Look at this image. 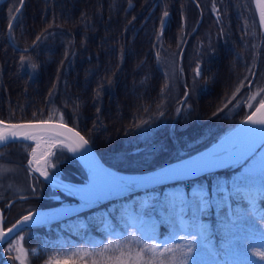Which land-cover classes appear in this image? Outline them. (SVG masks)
I'll return each instance as SVG.
<instances>
[{
    "label": "trees",
    "instance_id": "1",
    "mask_svg": "<svg viewBox=\"0 0 264 264\" xmlns=\"http://www.w3.org/2000/svg\"><path fill=\"white\" fill-rule=\"evenodd\" d=\"M20 1L0 3V120L67 123L117 171L142 173L199 151L264 98V35L252 0H24L9 40L7 25ZM255 90L261 92L249 107L247 96ZM31 147L29 141L0 147V169L8 170L0 176L4 228L34 209L71 199L28 167ZM51 162L54 176L70 183L85 179L65 148L56 147ZM241 167L137 191L22 229L0 244V264H19L7 251L18 238L29 252L26 264H46L79 247L101 250L130 232L143 243L159 241L170 228V205L177 198L188 204L192 193L210 201V245L220 249L227 230L215 234L213 198L226 205L230 227L238 210H247L230 194L237 180L232 173ZM23 184L29 192H12ZM141 209L143 232L129 226L126 215ZM186 212L190 219L197 215L192 208ZM253 236L261 238L259 232H238L236 238L250 259L264 261Z\"/></svg>",
    "mask_w": 264,
    "mask_h": 264
},
{
    "label": "snow or ice",
    "instance_id": "2",
    "mask_svg": "<svg viewBox=\"0 0 264 264\" xmlns=\"http://www.w3.org/2000/svg\"><path fill=\"white\" fill-rule=\"evenodd\" d=\"M23 0H21V4ZM257 9L259 12L260 24L264 26V0H256ZM215 7V6H214ZM19 12V8L15 10ZM168 15L167 12L164 13ZM12 29V23H9V31ZM39 39V37H37ZM27 51V49H25ZM25 57H21V63L25 62ZM31 67L35 69L33 63ZM196 75H200L199 65H197ZM239 92V88L236 90ZM187 95V93H185ZM236 93H233L235 97ZM253 96L251 99H255ZM252 105L249 104V107ZM35 115V114H34ZM242 127L238 131L240 133L236 140H233L230 145L222 152L217 153L215 161L201 160L194 162L191 166L172 169L173 174H185L191 171L208 167L213 163H235L242 167L249 161H255L251 166L245 167V171L241 176L233 182L231 195L238 197L246 202L247 210L237 212L236 219L229 221L230 227L226 225V239L222 243L220 249L210 245L209 232L207 227L198 223L193 219L191 222H186V209L195 208L203 213L210 205L205 197L194 201L191 205L184 200L177 198L170 205L168 215L165 217L172 230V239L181 241L180 243H169L165 241L160 243H143L139 241L134 232H130L125 242L121 244L119 241L113 245L111 242L105 244L100 251L89 252L88 249H76L70 254H65L63 261L50 257L46 264H78L79 260H84L86 257H96L92 264H258L257 261L250 259L247 255V248L241 247V242L237 240L238 232L255 233L259 232L261 236L260 248L264 249V226L261 221H264V99H261L259 105L250 115H247L240 122ZM47 136L46 143L48 144L47 151H44L37 156V148L32 150V160L29 165H37L35 171L39 172L46 180H52L55 184L56 180L53 174L48 171L49 168L55 167L51 164L49 157L53 155L52 149L56 147L67 148L73 154H81L87 150L89 141L79 132L73 131L71 128H66L63 123L53 124L49 121H41L40 123H20L6 124L0 121V144L7 143L10 139L23 137L26 140L44 139ZM63 137V139H59ZM260 152V157L256 160L257 152ZM43 165V166H40ZM7 169H0L2 176ZM93 171V186L96 187V177L98 173ZM110 185L105 184L95 191H89L82 195L84 205L92 203L98 198L101 191ZM218 192L223 195L224 189L218 187ZM259 201V207L257 202ZM144 207V206H142ZM127 224L133 228H138L143 232L142 228V209L136 213H127ZM35 217V219H34ZM45 217L41 213L29 212L21 220H17L11 228L4 230L0 226V244L8 243L11 239V234L22 224L42 223L45 222ZM180 233H184L181 235ZM22 240V237H21ZM133 243L137 246L132 247ZM9 252H16L15 259L19 264H26L29 252L26 251L22 244L17 247L9 243L7 249ZM37 254L36 249L31 250V255ZM264 257V251L259 253Z\"/></svg>",
    "mask_w": 264,
    "mask_h": 264
},
{
    "label": "water",
    "instance_id": "3",
    "mask_svg": "<svg viewBox=\"0 0 264 264\" xmlns=\"http://www.w3.org/2000/svg\"><path fill=\"white\" fill-rule=\"evenodd\" d=\"M2 1L4 0H0V3ZM252 3H253L256 18L258 21V25L260 27L262 34L264 35V26H261L260 24V18H259V12L257 9L256 0H252ZM22 5L23 3L21 4V1H20L19 6L17 7L19 8V11ZM17 14L18 12L15 11L10 19L11 23L13 22ZM8 28H9V24H8ZM16 47L17 49L21 51H25V49H28V48H20L18 46ZM258 105L259 103L252 109V111L248 115H250L253 111H255ZM246 116L243 119H241L239 122H237L234 126L229 128L227 131L222 133L215 141H213L211 144H209L205 148L199 151H196L183 158L166 163L153 170H149V171L142 172V173H125V172H120V171H117L111 168L110 166H108L102 161V159L100 158V156L98 155V153L96 152V150L94 149V147L91 145L90 142L88 144L87 150L84 152L83 155L79 153L73 154L69 152L67 148H65L78 161V163L81 165L85 173V179L81 182H71L70 183V182L64 181L60 177L54 176L56 180V183L54 184L52 180H46L43 176L40 175L39 172L35 171V167H37V165L33 163V165H31L30 168L43 182L51 185L52 187L64 193L65 195L71 197L73 201L70 203H64V204L55 205L51 207H45V208H38V209H34L30 211L32 213H35V212L42 213L44 217L46 218L45 222H42V223H31L30 222L29 224H26V225L22 224L14 231V233L11 234V238L16 233L21 231L22 229L38 227V226H42L46 224H52L56 221L62 220L64 218L78 214L82 211L96 207L109 200L120 198V197L129 195L131 193L137 192V191L150 189V188L163 185V184H167V183H173L177 181L195 178L205 173L212 172V171L222 169V168H230V169L236 168L237 164L235 163H213V164H210V166L208 167L200 168V169L191 171L190 173L173 174L171 172L172 169L191 166L194 164V162H198L201 160L206 159L209 161H215L217 153L222 152L225 148H227L230 145V143L233 140H236L239 137L240 133L238 130L242 127H249L248 125L240 124V122L244 120ZM41 121H49L50 123H53V124L63 123L66 126V128H71L73 129V131L79 132L80 135L84 136L78 129L70 126L67 123H64L58 120H33V121H19V122L2 121V122L6 124H20V123H40ZM39 136H44V139L47 138L45 134H38V137ZM59 139H63V137H59ZM85 139L87 138L85 137ZM14 141H29V142L34 143V146L36 148L35 140H26L23 137L10 139L7 143L0 144V147L10 142H14ZM30 160H32V154L29 155V158L27 160L28 164ZM40 166H43V165H40ZM92 170H95L98 173L96 177V182H95L96 187L95 188L93 186V171ZM105 184H108L110 186L107 188H104V190L100 192L98 198H96L92 203L85 206L84 201L82 200V195L89 191H95L97 188H101ZM28 213L22 215L17 220H21V218L25 215H28ZM16 221L13 224H15ZM12 225L6 228L3 227V215H2L1 208H0V226H2L4 230H7L8 228H11Z\"/></svg>",
    "mask_w": 264,
    "mask_h": 264
},
{
    "label": "rangeland",
    "instance_id": "4",
    "mask_svg": "<svg viewBox=\"0 0 264 264\" xmlns=\"http://www.w3.org/2000/svg\"><path fill=\"white\" fill-rule=\"evenodd\" d=\"M261 91L260 90H255V91H252L248 96H247V99H248V102L247 104H251L255 99H257V95L260 93ZM253 96H255L256 98L253 100L251 99ZM33 145V144H32ZM34 147V146H32ZM54 149H52V152L54 153ZM260 152L258 151L257 152V156H256V160L259 159L260 157ZM11 160H13L12 157H9ZM50 161V159H49ZM255 161H249L247 164H245L243 167H241L240 169H238L236 172L232 173V176L234 179H238L241 174L245 171V167H248V166H251V164H253ZM50 163L52 164V162L50 161ZM29 185L28 184H23V185H18L17 187H15V190H13L12 192H29ZM201 197H204V194L203 193H192V199L190 200V202H188L189 205H191L194 201L200 199ZM56 199H60L59 196H56ZM183 200V199H182ZM218 198L216 195H214V198H213V202L216 201V203L218 204L217 207H216V211H215V214H216V217H217V222L215 223V234H218L220 235L221 233H224L225 230H227V228L225 227L227 224L225 223V218L227 217V207L225 204H223L222 202H218ZM239 206H247L246 203H241L239 204ZM193 210L197 211L195 208H192ZM186 219V222H191L193 218H189V217H185ZM195 220L200 223V224H203L207 227V230L209 232V219L208 217L206 216V209L204 210L203 213L197 211V215L195 216ZM172 230L169 228L167 234H165L164 236L161 237V239L159 241H156L155 243H160V244H163L165 241L169 242V243H180L181 241H174L172 239ZM181 235H183L184 233H180ZM129 235V234H128ZM128 235L124 236V237H121V238H117V239H114V240H111L110 242L115 245L118 241L123 244L126 240V238L128 237ZM137 239L139 241H141V238H139L138 236H136ZM226 238H220V240L218 241V244L219 246L222 245V243L224 242ZM253 243L256 244V245H259L260 244V240L261 238L259 236H253ZM212 240V236L209 235V241ZM145 243L148 242V241H144ZM11 244L19 247L21 245L20 243V238H18V240H14V242H12ZM148 244H151V243H148ZM137 245L135 243H133L132 247H136ZM24 248V247H23ZM76 249H88L89 252H92V251H100L99 249H89V248H76ZM76 249H74L73 251H75ZM71 251V252H73ZM71 252H67V253H61L60 255H57L55 256L54 258L55 259H59L61 261H63L65 259V254H70ZM15 256H16V252H15ZM252 256L255 257L254 254H252ZM77 261H78V264H92V261L93 259H97L96 257H86L84 260H79V258L77 257L76 258ZM258 262V264H264V261H260V260H255Z\"/></svg>",
    "mask_w": 264,
    "mask_h": 264
},
{
    "label": "bare ground",
    "instance_id": "5",
    "mask_svg": "<svg viewBox=\"0 0 264 264\" xmlns=\"http://www.w3.org/2000/svg\"><path fill=\"white\" fill-rule=\"evenodd\" d=\"M47 139H36V148H37V156H39L41 153L44 151H47L48 149V144L46 143ZM38 213V212H35ZM42 214V213H41ZM35 219V217H34Z\"/></svg>",
    "mask_w": 264,
    "mask_h": 264
},
{
    "label": "flooded vegetation",
    "instance_id": "6",
    "mask_svg": "<svg viewBox=\"0 0 264 264\" xmlns=\"http://www.w3.org/2000/svg\"><path fill=\"white\" fill-rule=\"evenodd\" d=\"M3 2V1H2ZM16 18V17H15ZM15 20V19H14ZM13 20V21H14ZM13 23V22H12ZM9 24V23H8ZM6 32H7V36H8V39L10 40V36H9V33H10V31H9V28H8V25H7V29H6ZM12 43V42H11ZM12 45H14L13 43H12ZM15 47H16V45H14ZM21 51V50H20ZM32 153V152H31ZM30 154V151H29V153H28V155ZM49 170V172H50V174H53V167L52 168H49L48 169Z\"/></svg>",
    "mask_w": 264,
    "mask_h": 264
}]
</instances>
